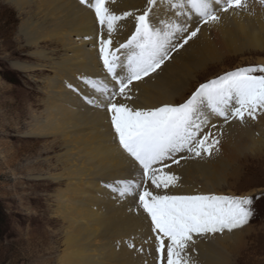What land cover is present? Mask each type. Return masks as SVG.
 <instances>
[{
  "label": "bare ground",
  "instance_id": "bare-ground-1",
  "mask_svg": "<svg viewBox=\"0 0 264 264\" xmlns=\"http://www.w3.org/2000/svg\"><path fill=\"white\" fill-rule=\"evenodd\" d=\"M4 1L23 16L16 40L29 53L15 66L40 75V112L33 113L27 135L49 139L40 145L46 149L45 158L36 175L45 188L40 197L44 206L40 221L46 230L45 241L40 243V264H159L156 233L138 196L121 197L109 186L120 179L139 180L140 168L120 146L111 114L97 106L113 89L119 91L103 65L100 40L111 39L110 51L126 44L147 0H105L111 13L122 17L130 13L115 23L111 33L99 24L94 9L80 0ZM171 3L158 0L150 22L161 27V21H171L186 28L171 41L183 47L170 50L169 59L154 72L133 80L125 89L130 99L117 95L118 103L144 110L174 106L185 100L210 63L230 54L264 52L261 0H244L246 6L227 11L223 0L220 5L213 3L219 19L207 21L186 3L183 8ZM197 28V34L185 44ZM116 54L117 74L126 76L129 50L120 48ZM257 62L264 65V56H258ZM85 78L102 81L108 91L102 95ZM89 98L97 104H90ZM233 107H238L235 101L230 102L225 119L202 106L201 118L207 123L198 138L209 135L206 146L211 147L200 156L187 150L175 153L174 160L179 162L164 161L168 167L163 171L178 179L167 189H155L148 182L149 189L161 195H235L233 187L242 166L264 151V109H257L254 119L247 113L241 119L232 115ZM234 230L194 234L186 252L194 264H238L248 243L244 232Z\"/></svg>",
  "mask_w": 264,
  "mask_h": 264
},
{
  "label": "snow or ice",
  "instance_id": "snow-or-ice-1",
  "mask_svg": "<svg viewBox=\"0 0 264 264\" xmlns=\"http://www.w3.org/2000/svg\"><path fill=\"white\" fill-rule=\"evenodd\" d=\"M81 4L95 11L99 24L107 26L109 33L115 23L130 15L117 16L105 6V0H80ZM185 3L197 14L207 20L219 19L213 12V3L220 5L222 0H172L171 6L183 8ZM264 3V0H261ZM153 6L156 0H148ZM246 6L244 0H223V10ZM149 10L136 17V29L126 44H121L115 51L109 50L111 39L100 40V56L103 65L112 79L119 85V91L112 90L97 104L89 98L90 104L104 107L111 114V125L120 146L139 165L140 177L120 179L109 185L121 197L138 196L140 207L151 219V229L156 233V252L159 264H194L186 249L193 235L231 231L246 225L254 215L253 197L222 195H161L149 189L148 182L155 189H167L178 179L163 171L168 167L166 160H174V154L187 150L196 156L201 151H208L206 146L209 135L198 138L202 126L207 123L202 119L201 107H207L219 116L227 119L230 102L235 101L238 107L231 109L234 117L243 119L245 113L255 118L257 109H264V65L239 68L228 72L217 79L201 84L185 103L178 106L165 104L153 109H134L125 103L115 100L117 95L125 96V89L133 80L142 79L169 59L170 50L183 47V44L172 45L171 41L177 32L187 31L180 24L161 21V27H155L149 21ZM183 14V13H179ZM192 31L184 40L186 44L197 34ZM120 48L128 49L127 75L118 76ZM95 91L102 95L108 91L102 81L85 78ZM130 99V97H126ZM160 167H157V166Z\"/></svg>",
  "mask_w": 264,
  "mask_h": 264
},
{
  "label": "rangeland",
  "instance_id": "rangeland-1",
  "mask_svg": "<svg viewBox=\"0 0 264 264\" xmlns=\"http://www.w3.org/2000/svg\"><path fill=\"white\" fill-rule=\"evenodd\" d=\"M1 2L0 203L8 214L10 228L0 237V264H40V243L45 241L42 235L46 232L42 228L44 222L40 221L44 210L40 197L45 188L41 187L44 182L36 175L40 174V161L45 158L43 151L46 149H41L40 145L49 139L27 135L33 113L40 112V75L37 71L27 73L16 68L15 63L29 53L23 51L16 40L23 16L14 6L4 0ZM146 2L142 14L150 7L153 10L154 5ZM150 15L151 11L149 21ZM258 56H264V52L230 54L210 63L201 71L199 81H195L185 100H178L174 106L185 103L201 84L239 68L258 66ZM258 155L250 157L242 166L239 181L233 187L236 194L224 195L254 198L253 217L246 225L233 229L244 232L248 243L238 257V264H264V151Z\"/></svg>",
  "mask_w": 264,
  "mask_h": 264
},
{
  "label": "trees",
  "instance_id": "trees-1",
  "mask_svg": "<svg viewBox=\"0 0 264 264\" xmlns=\"http://www.w3.org/2000/svg\"><path fill=\"white\" fill-rule=\"evenodd\" d=\"M9 225L8 214L0 203V237L4 236L8 232L10 228Z\"/></svg>",
  "mask_w": 264,
  "mask_h": 264
}]
</instances>
